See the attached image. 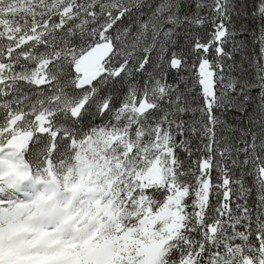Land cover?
I'll list each match as a JSON object with an SVG mask.
<instances>
[{"label":"snow or ice","instance_id":"snow-or-ice-1","mask_svg":"<svg viewBox=\"0 0 264 264\" xmlns=\"http://www.w3.org/2000/svg\"><path fill=\"white\" fill-rule=\"evenodd\" d=\"M0 264H264V0H0Z\"/></svg>","mask_w":264,"mask_h":264}]
</instances>
